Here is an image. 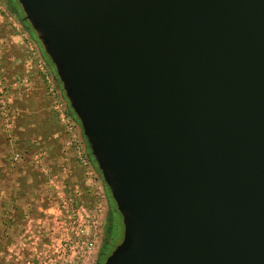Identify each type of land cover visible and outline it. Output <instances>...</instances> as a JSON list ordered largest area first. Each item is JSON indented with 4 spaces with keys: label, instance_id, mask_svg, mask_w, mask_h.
<instances>
[{
    "label": "water",
    "instance_id": "1",
    "mask_svg": "<svg viewBox=\"0 0 264 264\" xmlns=\"http://www.w3.org/2000/svg\"><path fill=\"white\" fill-rule=\"evenodd\" d=\"M122 217L101 264H264V0H18Z\"/></svg>",
    "mask_w": 264,
    "mask_h": 264
},
{
    "label": "rangeland",
    "instance_id": "2",
    "mask_svg": "<svg viewBox=\"0 0 264 264\" xmlns=\"http://www.w3.org/2000/svg\"><path fill=\"white\" fill-rule=\"evenodd\" d=\"M23 16L18 0H0V264H52L48 253L74 233L66 226L64 209L68 198L77 203L74 190L81 180L72 138L98 169L55 66L48 64L44 46ZM32 51L51 75L54 95ZM56 101L63 105L64 118ZM106 194L99 239L86 264L103 263L122 240V217L111 213L115 204ZM90 232L86 228L85 237ZM61 262L73 264H53Z\"/></svg>",
    "mask_w": 264,
    "mask_h": 264
},
{
    "label": "built area",
    "instance_id": "3",
    "mask_svg": "<svg viewBox=\"0 0 264 264\" xmlns=\"http://www.w3.org/2000/svg\"><path fill=\"white\" fill-rule=\"evenodd\" d=\"M30 47V46H29ZM33 50L32 47H30ZM33 56L37 59L38 55L32 51ZM41 76L46 83L48 91L54 95L53 79L45 70L40 59H37ZM55 107L58 109L60 116L65 117L63 105L60 102H55ZM71 129V125L68 126ZM70 144L74 150V157L78 168L81 170V180L78 188L74 190V195L77 198V203L72 198L66 201L65 217L66 226L73 228L74 233H71L70 238L65 239L62 245L55 252L48 253V263H57V261H70L73 264H86L91 257V251L94 249L97 240L99 239V226L104 218V213L107 204V194L105 184L96 170L90 163L88 157L84 154L78 140L72 138ZM65 203V202H64ZM86 228H90L91 232L88 237H85ZM80 247V250L78 249ZM77 249V250H75ZM68 258L69 260H65ZM63 264V262H61Z\"/></svg>",
    "mask_w": 264,
    "mask_h": 264
},
{
    "label": "trees",
    "instance_id": "4",
    "mask_svg": "<svg viewBox=\"0 0 264 264\" xmlns=\"http://www.w3.org/2000/svg\"><path fill=\"white\" fill-rule=\"evenodd\" d=\"M10 6H11V9H12V12H14V13H18L17 12V8L14 6V4L12 3V4H9ZM22 20V19H21ZM27 22V21H26ZM46 56V55H45ZM49 60V59H48ZM48 64L49 65H51L52 66V63H51V61L49 60L48 61ZM72 111V110H71ZM105 188H106V190H107V193H108V201H109V203H113V205H114V201L112 200V198H111V195H110V192H109V189H108V187L105 185ZM113 209H115L114 208V206H113ZM117 212V211H116ZM114 227L115 226H113V230H112V233L114 234Z\"/></svg>",
    "mask_w": 264,
    "mask_h": 264
},
{
    "label": "flooded vegetation",
    "instance_id": "5",
    "mask_svg": "<svg viewBox=\"0 0 264 264\" xmlns=\"http://www.w3.org/2000/svg\"><path fill=\"white\" fill-rule=\"evenodd\" d=\"M113 200V199H112ZM115 204V203H114ZM115 208H116V205H115ZM114 211H117V209H113L112 208V211H111V213H113ZM118 212V211H117ZM119 213V212H118ZM120 214V213H119ZM112 251V250H111Z\"/></svg>",
    "mask_w": 264,
    "mask_h": 264
}]
</instances>
